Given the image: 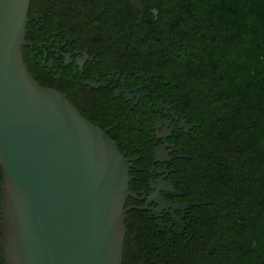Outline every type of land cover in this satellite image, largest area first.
<instances>
[{"label": "flooded vegetation", "instance_id": "1", "mask_svg": "<svg viewBox=\"0 0 264 264\" xmlns=\"http://www.w3.org/2000/svg\"><path fill=\"white\" fill-rule=\"evenodd\" d=\"M23 58L128 161L123 264H264V0H32Z\"/></svg>", "mask_w": 264, "mask_h": 264}, {"label": "water", "instance_id": "2", "mask_svg": "<svg viewBox=\"0 0 264 264\" xmlns=\"http://www.w3.org/2000/svg\"><path fill=\"white\" fill-rule=\"evenodd\" d=\"M32 0H0L3 264H123L129 165L23 58Z\"/></svg>", "mask_w": 264, "mask_h": 264}, {"label": "trees", "instance_id": "3", "mask_svg": "<svg viewBox=\"0 0 264 264\" xmlns=\"http://www.w3.org/2000/svg\"><path fill=\"white\" fill-rule=\"evenodd\" d=\"M183 38L185 40L188 39V37H183ZM166 40H167V36L159 37L158 39H156L158 44H164L166 43ZM148 54L150 55L149 63L146 67V70L148 71H153V72L162 71L164 74V77H167L171 75V73L167 69L174 68L175 70L178 71L179 74L183 76H189L192 73L194 75L198 74L200 78H203L204 76L203 66L200 68H197L195 71V69H190L188 68V66H181L178 64L169 66L167 64L166 65L161 64L160 62L161 60H166L169 62H172V61L175 62V60H177V57H176L177 52L174 50L167 53L164 50L157 48V50L150 51L148 52ZM157 64L161 66H158ZM192 71H195V72H192Z\"/></svg>", "mask_w": 264, "mask_h": 264}]
</instances>
